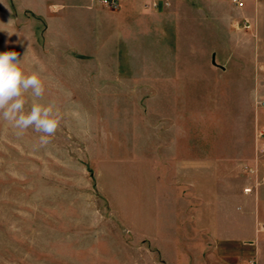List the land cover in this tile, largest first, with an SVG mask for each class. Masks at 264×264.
Segmentation results:
<instances>
[{
	"label": "crops",
	"instance_id": "crops-1",
	"mask_svg": "<svg viewBox=\"0 0 264 264\" xmlns=\"http://www.w3.org/2000/svg\"><path fill=\"white\" fill-rule=\"evenodd\" d=\"M117 1L0 0V41H134L136 236L172 264H264V0Z\"/></svg>",
	"mask_w": 264,
	"mask_h": 264
},
{
	"label": "rangeland",
	"instance_id": "rangeland-1",
	"mask_svg": "<svg viewBox=\"0 0 264 264\" xmlns=\"http://www.w3.org/2000/svg\"><path fill=\"white\" fill-rule=\"evenodd\" d=\"M133 42L0 41V52L19 54L26 75L40 76L44 93L35 102L62 117L43 146L42 133L18 136L0 118V264H172V254L152 251L135 234L142 144L135 125L149 95L134 89L150 79L136 76ZM25 99L27 112L35 98L29 91Z\"/></svg>",
	"mask_w": 264,
	"mask_h": 264
},
{
	"label": "clouds",
	"instance_id": "clouds-1",
	"mask_svg": "<svg viewBox=\"0 0 264 264\" xmlns=\"http://www.w3.org/2000/svg\"><path fill=\"white\" fill-rule=\"evenodd\" d=\"M64 9L63 4L54 3L49 6L53 13ZM19 54L15 51L0 52V118L12 123L17 135L32 128L40 136V144L47 145L49 137L55 134L60 120L59 110L52 104L44 105L35 102L43 96L44 85L36 73L26 75L21 67ZM31 91L35 98L30 110L25 111V94Z\"/></svg>",
	"mask_w": 264,
	"mask_h": 264
},
{
	"label": "built area",
	"instance_id": "built-area-1",
	"mask_svg": "<svg viewBox=\"0 0 264 264\" xmlns=\"http://www.w3.org/2000/svg\"><path fill=\"white\" fill-rule=\"evenodd\" d=\"M100 3L106 7H109L111 9H115L118 7V1L117 0H100ZM261 138V135L259 136ZM260 155H264V145L261 146L258 152ZM251 173L254 172V170L249 169ZM264 181V178H263ZM248 264H254L252 261L249 262Z\"/></svg>",
	"mask_w": 264,
	"mask_h": 264
}]
</instances>
